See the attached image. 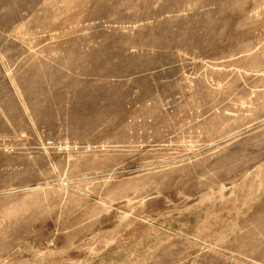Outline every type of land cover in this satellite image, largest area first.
Wrapping results in <instances>:
<instances>
[{"label": "rangeland", "instance_id": "obj_1", "mask_svg": "<svg viewBox=\"0 0 264 264\" xmlns=\"http://www.w3.org/2000/svg\"><path fill=\"white\" fill-rule=\"evenodd\" d=\"M0 264H264V0H0Z\"/></svg>", "mask_w": 264, "mask_h": 264}]
</instances>
